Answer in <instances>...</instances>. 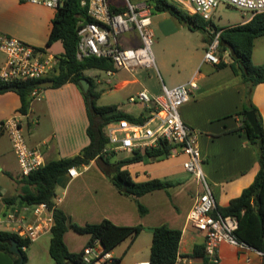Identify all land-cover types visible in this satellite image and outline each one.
<instances>
[{"label":"crops","instance_id":"obj_1","mask_svg":"<svg viewBox=\"0 0 264 264\" xmlns=\"http://www.w3.org/2000/svg\"><path fill=\"white\" fill-rule=\"evenodd\" d=\"M172 1L191 13L187 7L188 0ZM109 2L120 4L115 0H108V4ZM54 12L55 8L42 3L0 0V30L28 40L34 46L56 56L63 50L60 39L49 45L51 51L43 46L46 44ZM212 15L213 12L210 20L218 26L212 20ZM250 17L251 14L238 22H244ZM151 25L153 42L159 43L156 48L158 62L154 56L156 68L139 66L133 70L114 68L111 73L107 72L108 68H104L112 79H106L107 82L111 81L106 88L95 70L96 67L84 69L99 91L97 103L115 104L117 109L136 116L140 114L146 116L148 107L139 101L129 100L130 96L142 88H146L149 93L159 94L163 84L172 86L193 78L197 86L191 92L190 98L179 107L180 116L184 122L199 131L198 146L202 157V169L211 186L216 205H226L232 197L239 195L241 190L252 182L259 168V152L250 143L241 126L240 111L246 101L253 102L264 126V82H258L250 88L242 81L228 64L232 59L229 49H224L229 54L228 59H221L227 62L224 65L218 66V62L206 59L204 54L211 36L209 28L206 31L191 29L178 21L169 11H151ZM256 38L253 43L252 60L255 63H264V51L260 52L256 47ZM116 42L120 47L138 46L141 44V38L137 29L130 27L117 34ZM106 93L111 97L110 101L100 102ZM19 106L20 97L17 92L13 90L0 92V119L16 116L20 120L22 128L28 131L27 144L40 149L44 164L53 159L75 155L89 143L86 101L82 91L73 81L68 80L56 86L52 84L41 86L39 94L31 98L27 112H21ZM132 153L126 150L110 152L103 150L109 163ZM184 158L185 155L181 152L158 158V170L150 169L154 158H149L147 162L137 160L121 166L126 168L131 178L136 181L158 177L171 181L168 188L177 187L175 193L184 202L177 209L159 218L157 223L145 226L140 221L128 219L129 213L123 211L124 205H128L122 196L125 194L120 192L110 179L114 172L112 165H107L101 158L96 157L87 163L77 165L79 171L77 175L70 176L65 171L58 176L55 191L59 200L56 204L69 217L73 214H84L83 217L87 221L83 223L109 218L118 224L140 223L144 226L142 230L149 231L150 226L159 223L178 227L181 229L178 254L183 258L179 264H212L211 260L204 261L201 257L183 255L190 253L196 244L204 245L205 237L203 232L186 219L193 197L201 188L192 174L182 166ZM188 177L192 183L187 181ZM20 178L19 165L9 136L5 132L0 133V229L11 231L13 221L7 220L5 216L9 209H16L17 214L18 211L23 212L25 220L33 218L30 204L20 201L17 195L22 185ZM71 185H74L75 193L80 188H90L93 191L89 206L84 204L75 207L73 201L66 198ZM76 223L83 224L77 221ZM88 238L89 234L79 249L87 243ZM49 239L50 231L41 234L27 246L24 245L26 254L24 263L54 264L53 259L44 258L46 261L38 259L41 250L48 251ZM110 251L115 257L118 256L113 253L112 248ZM216 255L218 264H264V251L249 245L238 246L221 242ZM12 262V254L0 250V264Z\"/></svg>","mask_w":264,"mask_h":264},{"label":"trees","instance_id":"obj_2","mask_svg":"<svg viewBox=\"0 0 264 264\" xmlns=\"http://www.w3.org/2000/svg\"><path fill=\"white\" fill-rule=\"evenodd\" d=\"M82 0H61L55 7L54 15L51 18V25L46 39V45H50L54 40L60 39L63 50L56 54L57 65L51 74L39 78L12 79L0 81V92L13 90L20 97L19 110L27 112L31 91L39 82L51 78L52 85H60L65 81H73L82 91L86 101L89 123L87 132L90 137L89 143L77 154L67 157H60L50 160L39 166L27 175L21 176V190L18 192L20 201L27 203H37L46 201L54 206V223L50 230L48 251L54 264H85L81 250H70L64 240V233L68 226L80 233L89 234L87 242L94 238H99L105 248L111 249L125 237H130V242L124 249L129 247L131 241L138 235L144 227L142 224H118L109 218H102L96 222H86L78 224L71 221L69 216L54 201L56 195V182L58 176L65 172L68 167L87 163L91 158H101L105 164L112 165L114 172L110 179L115 187L124 194L139 196L148 191L166 188L171 185L168 179L152 177L141 181L131 178L126 168H121L125 163L149 158H162L169 155L171 145L166 140H160L158 146L146 147L143 151L136 150L131 155L120 158L113 163H109L103 154V148L108 143L105 126L112 120L126 118L131 122H143L145 115H133L123 110L117 109L115 104H98L99 91L95 88L92 78L84 69L90 67L111 68L113 63L109 58L89 55L82 59L76 57V45L78 40V27L81 23L91 19L87 13V6ZM151 11H169L178 21L184 23L191 29L208 30L213 24L210 19L189 13L172 0H145ZM110 7L115 11H122L125 3H110ZM220 29L219 50L229 49L231 61L228 62L232 71L250 88L258 82H264V63H255L252 60V49L254 39L257 36H264V10L255 12L244 21L225 26H216ZM227 62L218 61V66ZM87 77L90 85L87 90H83L80 78ZM41 87V86H39ZM254 109L258 125L262 132V150L258 154L259 168L252 182L245 186L241 193L232 197L226 205H216L212 214H233L237 218V227L234 234L237 239L247 245L264 251V126L261 115L253 102L246 101L241 113L242 128L250 143L257 148L259 137L254 132L253 127L247 120L245 112ZM138 209L143 212L145 207L141 202H137ZM152 231L151 244L149 250V260L151 264H172L178 255V244L181 229L169 226L166 223H159L150 226ZM11 238L18 241L25 261L26 254L23 246H27L31 240L21 237L17 233L5 229H0V250L6 251L13 256L12 264H17L18 255L10 250ZM192 257H201L204 261L209 258L204 252V245L196 244L188 254ZM212 264H218L212 261Z\"/></svg>","mask_w":264,"mask_h":264},{"label":"built area","instance_id":"obj_3","mask_svg":"<svg viewBox=\"0 0 264 264\" xmlns=\"http://www.w3.org/2000/svg\"><path fill=\"white\" fill-rule=\"evenodd\" d=\"M57 6L61 0H25ZM87 6L91 19L79 25L77 33L76 57L82 59L89 55L109 58L114 68L133 70L136 67H155L156 62L152 51L153 30L151 25V8L145 0H125L122 11L112 9L108 0H82ZM225 3L234 7L250 10L251 15L264 10V0H188L187 7L191 13L210 19L213 10ZM135 27L141 38L138 46L120 47L116 42L119 32ZM210 39L205 50V58L218 62L228 59V52L219 50V33L214 24L209 26ZM57 65V57L34 46L16 36L0 32V81L12 79L39 78L51 74ZM197 82L189 80L172 86L162 85L158 94L149 93L142 88L129 97L131 101H139L148 107L143 122H131L126 118L112 120L105 126L108 143L104 151L126 150L134 152L146 147L158 146L160 140L171 145L169 154L181 152L185 155L182 166L190 172L200 185V190L193 197L186 219L196 229L204 233V252L209 260L217 261V248L221 242L238 246L246 243L237 239L234 229L237 218L233 214H212L216 206L211 186L202 169V157L198 146L199 131L184 122L179 107L186 102ZM40 87L35 86L31 97L39 94ZM7 132L20 169L24 176L44 164L39 148L29 146L23 135V128L16 116L0 119V133ZM70 176L78 174L76 166L67 168ZM59 196H54V201ZM33 218L25 220L23 212L9 209L5 216L12 220L11 231L29 240H35L41 234L49 232L54 223V206L46 201L29 203ZM24 247V246H23ZM82 258L85 264H111L115 256L110 249L104 247L99 238H94L82 247ZM179 254L172 264L182 260ZM133 264H151L149 258L136 260Z\"/></svg>","mask_w":264,"mask_h":264},{"label":"rangeland","instance_id":"obj_4","mask_svg":"<svg viewBox=\"0 0 264 264\" xmlns=\"http://www.w3.org/2000/svg\"><path fill=\"white\" fill-rule=\"evenodd\" d=\"M116 3H125V0H115ZM51 8H55V6H50ZM251 14L250 10L241 9L238 7H234L225 3H220L213 11L212 20L215 24L218 26L235 23L238 21H241ZM36 19V18H35ZM34 19V20H35ZM1 33H6L5 31L0 30ZM12 35V34H9ZM15 36V35H12ZM18 37V36H16ZM28 43V40H25L21 37H18ZM55 41V40H54ZM195 41V39H193ZM32 44V43H31ZM159 43L153 42L152 44V50L156 59V62H158V52L156 51V48H158ZM45 48H47L49 51H51V48H49V45L43 44ZM256 47L259 49V51H264V36H257L256 38ZM101 79L104 87H108L109 84H111V81L107 82L106 79H111V75H109L104 68H96L95 69ZM112 80V79H111ZM105 94V97L100 100V102H107L110 101L109 97ZM7 134V132H5ZM28 134V131L26 128H23V135L26 140V135ZM9 136V135H8ZM10 139V138H9ZM27 142V140H26ZM28 143V142H27ZM147 162V161H146ZM151 170H158V159H155L151 162ZM158 176V171L156 172ZM190 175V174H189ZM187 175V176H189ZM187 181H191V179L188 177ZM169 187V186H168ZM158 188L151 191H148L144 194H141L139 196H134L132 194H125L122 195L124 201L128 205H124L123 211L126 210V212L129 213L128 219L130 221H140L143 225H150L153 223H157L158 219L161 217H164L165 214L170 212L171 210H175L184 202L182 198L178 197L175 193L177 190L176 186L171 188ZM75 187L74 185H71L69 187V191L66 195L67 199H71L73 203L75 204V207H80V205L89 206L91 199V196L93 195V191L90 188H80L76 193L74 192ZM124 194V193H123ZM118 196H120L118 194ZM141 202L143 206L145 207L144 211L141 212L138 209L137 202ZM78 210V209H77ZM81 210V209H80ZM82 212L87 213L86 211L81 210ZM79 213V212H78ZM84 214H73L70 218L71 221H77L79 223H83L84 221H87L85 217H83ZM84 224V223H83ZM87 234L86 233H80L76 230H74L72 227L68 226L67 230L65 231L64 239L69 247V249L72 250H81L79 249L80 246L85 242ZM151 237L152 232L148 229H144L140 231L138 236L134 239V241H131L129 247L124 252L125 247L130 242L129 237H125L122 240H120L118 243H116L112 250L114 254H117L118 256L115 257V261L111 264H133V261L136 259H142L149 257V250H150V244H151ZM52 260V257L49 255L48 251L42 252V250L38 253V259L39 261H46L45 259Z\"/></svg>","mask_w":264,"mask_h":264},{"label":"water","instance_id":"obj_5","mask_svg":"<svg viewBox=\"0 0 264 264\" xmlns=\"http://www.w3.org/2000/svg\"><path fill=\"white\" fill-rule=\"evenodd\" d=\"M52 83H53V80L51 78H48V79L41 80L39 82V85L47 86V85H51ZM80 83H81L82 89L85 91V90L88 89V87L90 85V80L87 77H81L80 78ZM245 116H246L247 120L249 121V123L251 124V126L253 127L254 132L259 137V140H258V143H257V151L261 152L263 138H262V132H261L260 127L258 125V121H257V117H256V113H255L254 109H248L245 112ZM9 248L15 254L18 255L19 259H18L17 264H25L24 263V259H23L22 251L19 248L18 241L15 238H11V243H10Z\"/></svg>","mask_w":264,"mask_h":264}]
</instances>
